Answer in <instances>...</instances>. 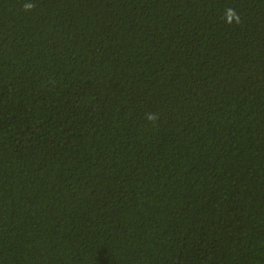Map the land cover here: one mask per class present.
I'll return each mask as SVG.
<instances>
[{"label": "trees", "instance_id": "1", "mask_svg": "<svg viewBox=\"0 0 264 264\" xmlns=\"http://www.w3.org/2000/svg\"><path fill=\"white\" fill-rule=\"evenodd\" d=\"M0 264H264V0H0Z\"/></svg>", "mask_w": 264, "mask_h": 264}, {"label": "clouds", "instance_id": "2", "mask_svg": "<svg viewBox=\"0 0 264 264\" xmlns=\"http://www.w3.org/2000/svg\"><path fill=\"white\" fill-rule=\"evenodd\" d=\"M34 8H35V4L34 3H26L24 5V10L25 11H31V10H34ZM222 21L226 25H229V26L233 25V23L235 25H240L242 23L240 15L237 13V11L234 8H227L226 9L225 14L222 17ZM145 119L149 123L155 124L159 120V115L156 114V113H151V112L150 113H146Z\"/></svg>", "mask_w": 264, "mask_h": 264}]
</instances>
